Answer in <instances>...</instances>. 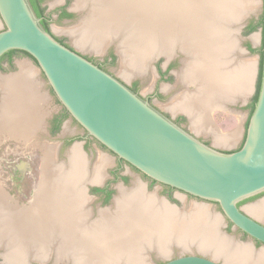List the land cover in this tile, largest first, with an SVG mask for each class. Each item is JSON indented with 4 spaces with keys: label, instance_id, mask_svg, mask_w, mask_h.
Instances as JSON below:
<instances>
[{
    "label": "water",
    "instance_id": "1",
    "mask_svg": "<svg viewBox=\"0 0 264 264\" xmlns=\"http://www.w3.org/2000/svg\"><path fill=\"white\" fill-rule=\"evenodd\" d=\"M203 1L207 2H194L195 7L199 6L197 20L208 22V28L215 31L223 26L236 25L247 14L246 4L237 14L235 7L234 19V15L227 16L228 19L223 15L207 19L208 10L205 11L207 7H203ZM107 6L108 1L90 0L86 5L89 11L86 15L89 19L92 17L93 23H98L99 16L105 15L101 10ZM111 7L116 8L114 5ZM153 7L155 12H161L157 6ZM158 12L150 16L151 7L148 5L122 19L123 23H130L132 28L147 27L150 30L147 33H151L153 38V49L165 47L168 40L174 46L171 55L153 51L149 63L161 56L169 61L174 54L180 53L181 70L184 59L188 57L187 52L177 43L182 40L192 51V58L202 61L206 54L200 49L199 42H203V39H200L199 34H194L191 29H183L180 33L177 29L179 27L169 31L164 29V22L158 18ZM0 23L3 24L0 29V58L10 50H20L34 58L61 104L103 146L147 177L201 200L218 204L223 216L234 224L235 230L239 229L264 243V224L245 211L242 204L239 205L264 192V28L260 29L263 38L261 86L245 129L244 144L237 150L225 151L204 142L117 76L60 42L44 28L30 0H0ZM220 37L218 35L214 42L217 39L220 44ZM104 50L96 53H103ZM206 63H202V68ZM217 71L213 65L211 73ZM203 78L207 79L206 75ZM193 84L198 87L197 82L193 81ZM182 86L189 93L195 89L187 90L186 83ZM155 251L157 255H163L159 250ZM162 264L221 263L203 252L186 251Z\"/></svg>",
    "mask_w": 264,
    "mask_h": 264
},
{
    "label": "bare ground",
    "instance_id": "2",
    "mask_svg": "<svg viewBox=\"0 0 264 264\" xmlns=\"http://www.w3.org/2000/svg\"><path fill=\"white\" fill-rule=\"evenodd\" d=\"M105 1H108L109 6L101 10V12H105V15L102 17L99 16L100 21L98 23H93L92 17L91 19L88 17L84 20V22H82L83 25L74 27L68 31L69 34L74 37L77 46L85 50L90 49L97 52L102 51L104 50L103 48L107 38L109 37L108 39H113L112 37L115 33L114 30H117L120 26V17L128 16L129 13L145 8V6L148 5L151 7L150 16L153 17L154 14L156 15L158 12L154 11L153 6H157L161 11L158 12V18L164 22V25H162L164 29L169 31L173 27H179L177 29L180 33L181 31L183 32V29H191V31H194V34H199L201 37L200 39H203V42H199L200 49L202 48L204 50L203 52L206 54V56L204 55L202 61H198L194 58L191 59L190 57H192V51L190 48L188 49V46L184 45L183 40L182 42L177 41L178 45L181 46L183 50H186L188 54L182 69L177 73L178 81H190L195 77L199 80L200 76L197 74H202L203 76L206 75L207 79L201 78V81H206L208 84L206 91L212 94L213 97L221 95L222 98L245 99L249 92L250 82L252 80V64L248 63L247 66L243 67L245 64L241 61L240 63L244 64L241 69L240 63H233L232 68L235 70L233 73L229 70V68L227 70L225 69V65L223 62H220L221 60H219L221 53H223V51L228 52V50L234 51L235 45L230 41L226 42L225 45H221L217 43V39L214 42V39L217 37L216 31H218V29L215 31L208 28V22H198L197 11L199 6H196V10L194 5L195 0H146L144 2L142 0ZM236 1L237 3L239 2L242 4V0ZM203 2V7H207L206 10H204H208L207 19L212 16L216 17L217 15L226 16V19L234 15V19L235 13L237 14L238 11L236 10L234 13L233 10H235L236 6H233L227 0H207V2ZM82 3L83 0H77L75 6H80ZM200 4V7L202 8V1ZM112 5L116 8L111 7ZM192 27L194 29H192ZM228 27L230 26H227V28ZM147 30H149L147 27L142 26L141 29L138 28V31H135L136 34H132L133 36L130 35V38H134L135 42L138 44L130 46L129 42L125 40V44L120 42L118 45V51L123 56L122 73L124 72L126 76L145 73L150 65V63L148 64L149 56L153 51L156 53L164 52L167 55H171L174 51V46L170 40L166 42L167 44H165V47L161 49H153V38L151 33H147ZM136 35H143V37L142 39L136 40L138 39L135 38ZM187 35L189 36V33H187ZM143 45H146V50L142 48ZM139 48H142L141 52L137 51L138 53H131L133 50ZM150 48L152 49L150 50ZM145 58H148V61L145 60ZM204 62L208 63H206V66L203 67L204 71H202V63ZM213 65L216 66V69L218 70L217 73H211ZM21 70L22 74L26 76L29 75L28 73L31 71V69L24 63L21 64ZM7 91H9L8 88ZM186 97L187 98H179L178 100H175L172 103V108L174 110H190L191 107H193L191 105L192 101L188 96ZM54 156L55 154L53 155L51 151L47 158L52 160V157H56ZM71 161L73 164H76V166H74V173L71 172V170H69L68 173L64 172L61 170L60 166L55 165L54 169L49 168L45 171L44 175L47 172V176L45 175L46 179L42 181V186H55L54 188L59 189L60 192L66 193L68 186L71 187L79 184L80 179L84 182V179L88 175L86 162L81 156H77V154H74ZM109 162L111 163L108 157H102L101 161L98 162V168L96 169L95 176L93 177L95 182H99L101 180V177L104 175V167H106L105 165ZM60 170L63 172H59ZM78 177H80V179ZM58 178H60L61 181L56 182V179ZM49 181H51L52 184ZM133 190L134 191L131 195H126L122 192V195L116 201L118 213L113 218H108L107 220V223L111 224V234H106L104 237L103 234L89 232V237L87 236L86 239L90 240L91 243L88 244L86 250L68 255L70 259L74 260L77 258L75 259V262H78V264H147L145 259L141 257L142 251L148 253L152 249L154 250L157 245H159V249H165L167 251L170 249V245L173 242H179V244L184 248L196 243L197 245H201L203 250L206 248H212L214 250L221 249L222 246H225V251H233H231V256H233V254L241 256L244 252L257 259V262L262 263L263 257L260 253L253 254L250 250L243 249V247L242 249L240 247V249L238 247L234 248L231 245L224 243V240L220 237L218 232V225L220 224L219 220L209 214L205 210V207L195 205L189 216H182L181 213L166 206L155 196L146 195L143 186L136 185ZM255 206V208H251V212L259 214V216L264 215V201ZM25 213L15 216V221L10 224L13 228H11L12 230L10 229L11 231L7 233V236L3 233V230L0 231V247H4V249H6L3 255L7 261L14 262L16 264H28L29 260L35 258L39 259L40 257L42 258L46 255V252L48 251L47 242H49V237H42V232L47 231V228H50L53 225V221H50L49 219L41 221L37 218V205L33 210L30 208V213ZM73 229L74 227L70 228L68 231L64 228V232L67 231L69 233L68 243H71V241L77 237L73 232H71ZM102 229L103 227L99 225L96 228V231L100 232ZM47 235L50 236L49 233H47ZM93 235H97L96 238L93 237ZM109 240L111 242H108ZM102 242H105L104 246L101 244ZM65 252L64 254H66ZM165 253L166 252L162 254ZM63 257V255L60 256V258Z\"/></svg>",
    "mask_w": 264,
    "mask_h": 264
},
{
    "label": "flooded vegetation",
    "instance_id": "3",
    "mask_svg": "<svg viewBox=\"0 0 264 264\" xmlns=\"http://www.w3.org/2000/svg\"><path fill=\"white\" fill-rule=\"evenodd\" d=\"M36 3H38V5L43 9L42 16L40 17L41 21H44L45 23L48 24L50 32L58 40L63 41V43L68 47L75 49L83 56L93 61L95 64L99 65L101 68L117 76L114 73V71H112V69L110 68L111 65L117 64L118 56L114 51L106 50V52H104V54L101 55L102 58L98 59L96 55L91 56L88 53L82 52L81 51L82 49L79 50L78 48H76L71 43L68 35H58L52 30L53 23L70 21L73 19L74 13L70 11L67 6L62 5L52 8L48 0H36ZM64 13L71 14V16L64 15ZM262 43H263V38L261 40V45ZM249 45L250 47L255 49L251 44L250 40L246 42V46L250 52L254 53L253 51L250 50ZM23 54L24 53H22L21 51H17L13 53H8V52L5 53L0 58V73L3 75H8L11 73L18 72L19 65L17 63V60L18 57ZM24 56L29 60V62L32 65H34L37 68L38 71L36 73V78H35L36 80H34V82L36 84L43 85L44 89L47 91L46 97L48 102L43 105L44 106L43 124L41 123L39 124L38 121L34 122L35 126L37 124L38 127L32 128L31 125L29 124V128L26 129L27 126L26 122L28 120L31 121L32 119V115H30V112L21 113L22 119L13 118V117H10L9 120L5 119L4 121L5 125L3 124V129H0V189L3 190L4 194H7L6 197H10L11 193L9 186H15V187L39 186L36 191L37 206H38L37 218H39L41 221L47 219L53 221V225L50 228H47L48 229L47 231L49 232L46 231V233H50V237L48 240L49 242H47L48 251L46 252V255L44 257L42 258L40 257V258L43 259L47 256H50V254L55 255L56 253L57 258H60V256L63 255L64 257L60 259H65L68 261L70 259L68 255L70 254L72 255L73 253H78L83 250H86L88 244L91 243L90 240L86 239L87 236L89 235L88 234L89 232L100 233L103 234L104 237L106 236V234L107 235L111 234L110 233V231L112 232L111 224L107 223L108 222L107 220L108 218L109 219L113 218L118 213L116 201L118 200V198H120L122 192H124L126 195H131V193H133L132 188L135 187V186H126L130 184L131 181H130V177L124 174L123 172L126 170L127 166L131 167L132 169L138 172L140 171L137 170L134 166L129 164L124 159L118 157L115 153L111 152L109 149L103 146L96 138L91 136L71 116V114L67 111V109L58 100L54 91L48 84L45 74L41 70H39L38 64L34 60V58L26 54H24ZM158 59L160 60L165 59V57L161 56ZM174 64L175 62H172L171 64H167L168 66L166 70L170 71L173 68ZM152 65L153 64H151V66ZM157 66H158L157 73H159V71L164 73V69L162 68L161 64L158 63ZM259 68H260V63H259ZM118 78L121 79L120 77ZM121 80L126 85H128L132 90L142 95V93L140 92V86H141L140 81L134 80L133 83L130 84L123 79ZM20 82L31 83V80L20 81ZM256 90H257V86H256ZM142 96L145 99H148L154 105H156L154 99H158V100L161 99L162 93L160 92V90H157V87H155L152 94H149L147 96L144 95ZM251 102L247 104L249 109L248 119L251 113ZM1 103H2V94L0 91V110H1ZM162 111L171 118H173L170 113L164 110ZM173 119L187 129V126L185 125V123L187 122L186 116L183 115L178 119L177 118H173ZM54 141H57V143L56 144L52 143ZM203 141L210 144L205 140ZM50 150L52 151L53 155L55 154L56 156V157L54 156L55 158L52 157V159H58L62 161V163L65 164L66 167L65 172L67 173L69 170L72 171L74 169V164L71 161V158L74 156V154H77V156H81L88 166L87 168L88 175L86 177L87 179H85L86 180L85 184L82 186H71V187L68 186L66 193H62L60 192L59 189L54 188L55 186L53 187L42 186V179H40L41 182L40 181L37 182V158L39 159L45 158L46 160H48L46 157L51 153ZM105 150L110 154L108 156L110 157L109 161H111V163L109 162L104 168L103 170L104 175L101 177V180L99 182H95L93 177L95 176L96 169L98 168L97 167L99 164L98 162L101 161L102 157L106 156ZM100 152H102V154H100ZM141 174L148 179V184L146 186H143V189L147 195H149L148 193H150L149 188L155 184H158L162 188V192L168 197L169 202H174V203L179 202V200L176 199L174 196L175 195L174 193L176 191L181 192L187 195L188 197L190 196L192 198H197L181 190H178L174 187H171L169 185L159 183L147 177L143 173ZM120 181H122L123 183L122 186H118ZM263 196H264V192L255 197H251L250 199H247V201H245L244 203L250 202L252 200H256L257 198ZM58 219L64 222V223L61 222L62 224H60V226L58 225ZM67 222L68 224L72 223V225H69L70 228L74 227L73 226L74 223L75 226L79 225L78 228L81 229L78 230L76 228L77 230L73 229V231H71L78 237V238L75 237V239L72 240L71 243H68V239L66 238V236H68L69 233L67 231L64 232V230L59 231L60 229H64V228L65 230H68V226L64 227V224H66ZM262 223L264 224V222ZM99 225L103 227V229L100 232L96 231V228ZM228 228L230 231L234 229V224L231 223L230 221H228ZM236 232L242 234L244 237L250 238L253 241L252 246H243V248L245 247L244 249L250 250V252L253 254L255 253L259 254L261 252L262 253L261 256L263 257L262 263L257 262V259L249 256V254L244 252L241 254V256H236L233 254V256L231 257L227 255L228 253L227 254L223 253L225 256V260L228 261L230 264H264V247L262 249H259L261 250L259 252L257 250V247L255 246V244L264 246V243L250 237L247 233L239 229H236ZM96 236L97 235L95 236L93 235V237L95 238ZM108 242L111 241L109 240ZM101 244H103L104 246L105 242L104 243L102 242ZM158 246L159 245H157L154 248V250H159V252L161 253L169 251V250L166 251L165 249H159ZM154 250L152 249L151 253H153ZM64 252L66 254H64ZM71 260L72 259L69 260L70 264H78V262L76 263L73 260L72 261ZM0 264H6V263L0 261Z\"/></svg>",
    "mask_w": 264,
    "mask_h": 264
},
{
    "label": "rangeland",
    "instance_id": "4",
    "mask_svg": "<svg viewBox=\"0 0 264 264\" xmlns=\"http://www.w3.org/2000/svg\"><path fill=\"white\" fill-rule=\"evenodd\" d=\"M76 1L77 0H48V2L51 4L52 8L65 5L68 7V9L70 11H72L74 13V17L70 21H62L60 23H53L52 24V30L58 35H68L71 43L76 48H81V47L76 45L74 37L72 35H70L68 31H70L74 27L83 25L82 22H84V20H86V18H88V15H86V14H88L89 11L86 8V5H87V2L90 0H83V3L77 7L75 6ZM227 1H229L233 6L234 5L237 6V10H239L240 12L243 9L241 7H243L247 4V14H245L242 21L238 22L236 25L228 27V29H227V27L225 28L224 26H223V28L218 29L219 32H217V36L218 35L222 36L219 38L221 40V43H220L221 45H225V43L229 42V41L235 45L234 51H232V50H228V52L223 51V53H221L220 59L219 58L218 59L221 60L220 62H223V64L225 65V66L223 65L225 67V69L227 70L229 68V70L232 73H233V71H235L232 68L233 63L234 64L240 63L242 61L245 64V66H247L248 63L252 64L253 70H252V80L250 82L251 88L249 89V93L245 99L246 100L245 102L248 104L252 101L253 95L256 91V86H257V81H258V76H259L260 55L257 52H254V53L250 52L246 46V42L250 40L253 47L255 49H258L259 46L261 45L262 34H261L260 29H258L257 31H254L248 35H247L245 30H246V26L248 25L249 21L252 19H257L258 16L261 14L262 0H242V4H240L239 2L237 3L236 0H227ZM126 17L127 16L120 17V26L118 27L117 30H114L115 33L112 37L113 39H108L109 38L108 37L107 40L105 41V46L103 48L105 50L103 51V53L102 52L96 53L97 51H95V52L90 51V49L81 50L82 49L81 48L79 50H81L84 53H88L91 56L96 55V57L98 59L102 58L101 55H103L104 52H106V50L107 51H109V50L114 51L117 54L118 59H117V64L110 66L112 71H114V73L118 77H120L121 79L125 80L126 82H128L130 84L133 83L134 80L140 81L141 82L140 92L144 96L152 94L154 91V88L157 87V90H160V92L162 93V98L159 99V101H158V99H154V102L159 108H161L162 110L167 112L168 108L170 106L171 100L176 96L178 97V96L182 95V93L184 91V87L182 85H184L186 83L187 90L188 89L192 90L195 87L193 84V81H188V82L185 81V83L184 82L180 83L177 79L178 78L177 73L180 71V67H181L182 54H180V53L174 54L173 59L169 60L170 62L167 61L166 59H161V60L158 58L154 59L152 61V63H150L149 68H150L151 64H153V65L151 66L150 69L148 68L145 73H140L137 75L131 74V75L126 76L124 72L122 73V71H123L122 70V63H123L122 57L123 56L118 51V45L120 44V42H123L125 44V40H127L129 42L130 46L131 45L134 46L133 44H138L137 42H135L134 38H130V35L134 34L135 31H138V28H139V27L132 28L131 27L132 25L130 23L129 24L126 22L123 23L124 20H122V19H125ZM2 25L3 24L0 23V29H2V27H3ZM231 28H233V30ZM124 29L128 30V34H126L127 30H124ZM131 30H132V32H131ZM124 31H126V32H124ZM141 31H143V30H141ZM227 32H228V34H226ZM142 37H143V35H136L135 36V38H138L136 40L142 39ZM139 43H140V41H139ZM145 46L143 45L142 48L145 49ZM142 48L133 50L131 53L135 54V52H137V51L141 52ZM151 49L152 48H150V50ZM184 51H186V50H184ZM229 52H231V53H229ZM190 58L192 59V57H190ZM23 59H27L24 56V54L18 57V60H23ZM186 59L187 58H185L184 61ZM145 60L148 61V58H145ZM172 62H175L173 68L170 71H167L166 70V68L168 66L167 64H171ZM158 63L161 64L162 68L164 69V73H162L160 71H159V73H157V67H158L157 64ZM148 64H149V62H148ZM244 64H242V65H244ZM242 65L240 66L241 69H242ZM238 104H241V101L238 102ZM247 104L242 107L243 110H241V107H240L241 105L237 106L235 104H234V106L232 105L233 108H231L230 110H226V109L218 110L220 108H215L211 112L213 122L221 130L232 129L242 122H243V127L246 128L247 121H248V114H249V109H248ZM183 115L184 114H182V113H178V114L174 115V118L178 119V118L182 117ZM52 143L56 144L57 141H54ZM105 153H106L105 155L107 157H109L108 156V155H110L109 152H107L105 150ZM100 154H102V152H100ZM47 159L48 160H46L45 158L44 159L37 158V182H39L40 179H42V181H44L45 180L44 177L47 176V172L45 174L46 176L44 175L45 171H47L49 168L54 169L55 165L60 166L61 170H63L65 172L66 167H65V164L62 163V161H60L58 159H55V160L54 159L50 160L49 158H47ZM109 160H110V157H109ZM38 169H40V170H38ZM61 170L59 172H63ZM123 173L128 175L130 177V181H131L130 184H128L126 186H136V185L137 186H146L148 184V179L145 176H143L140 172L132 169L129 166H127L126 170ZM58 179H56V182L61 181L60 178H58ZM85 181L84 182L79 181L80 183L76 184L75 186H82L85 184ZM122 185H123V183H122V181H120L118 186H122ZM9 187H10V193H11L9 198L11 199L10 200L11 205L14 207L13 212L17 213V211H19V214L25 213V212H26L25 214L30 213V208L33 210L35 208V206L37 205V202H36L37 192L36 191H37L39 186H18V187L9 186ZM132 191H134L133 188H132ZM31 192H32V194H31ZM149 192H150V193H148L149 195L155 196L160 201H162L166 206L172 208L176 212L181 213L182 216L183 215L189 216L192 208L195 205L196 206L198 205L200 207H205V210L209 214H211L212 216H214V218L216 217L219 220L220 224L218 225L219 226L218 232H219L220 237H222V239L224 240V243H227L228 245H231L234 248L235 247L241 248L243 246H252L253 241L250 238L244 237L242 234L236 232L235 229H233L232 231L229 230L228 220L223 216L221 209H220L218 204L213 203V202L204 201V200L197 199V198H192L190 196L188 197L187 195H185L181 192H178V191H176L174 193L175 194L174 196L176 199L179 200V202H177V203L169 202L168 197L162 192V188L158 184L151 186L149 188ZM263 200H264V196L257 198L256 200H252L250 202L244 203V204H242V207L245 211L249 212L255 218L264 222V215L259 216V214H256V213L254 214L251 212V210L256 207L255 205H258V203L262 202ZM34 203H36V204H34ZM167 203H170L173 206H170ZM248 207H250V208H248ZM37 208H38V206H37ZM228 242L231 244H229ZM178 244H179V242H176V243L173 242L170 245L169 251L163 255H160V256L157 255V252L155 250L151 254H149L150 252L145 253L144 251H142L141 257L143 259H145L147 264H162L171 258L177 257L180 254L186 253V251L189 253L203 252L208 257H212V258L216 259L217 261H219L223 264H230L228 261L225 260V256L223 253H225V254L229 253L227 255H229L231 257L233 251L232 250H231L232 252L228 251V250L225 251V248H226L225 246H222L221 249H215L216 250L215 251L212 248L211 249L206 248L205 250H203L201 245H197L196 243H194L191 246H186L185 248H181L180 245H178ZM255 246L257 247V250L259 252L261 251L259 249H262L264 247L262 245H257V244H255ZM0 248H1L0 249V261L4 262L6 264H16L14 262L7 261L3 255L5 253L6 249H4V247H0ZM183 249H185V250H183ZM260 255H262L261 252H260ZM75 259H77V258H75ZM75 259L73 260L74 262H75ZM28 264H70V262H69V260L67 261L65 259L57 258L56 253H55V255L50 254V256H47L41 260L38 258L37 259L36 258L31 259V260H29Z\"/></svg>",
    "mask_w": 264,
    "mask_h": 264
},
{
    "label": "crops",
    "instance_id": "5",
    "mask_svg": "<svg viewBox=\"0 0 264 264\" xmlns=\"http://www.w3.org/2000/svg\"><path fill=\"white\" fill-rule=\"evenodd\" d=\"M90 51H94V50H90ZM17 63L19 65L18 72L11 73L8 75H3L0 73V91L2 94V103H1V110H0V129H3V124H4L5 119L9 120L10 117L22 119L21 113H25V112L27 113L30 112V115H32L31 121L28 120L27 121L28 123L26 122V125H27L26 129L29 128V124L31 125L32 128L38 127L37 124L35 126L34 124L35 121H38L39 124L40 123L43 124V121H44V114H43L44 106L43 105L48 102L47 97H46L47 91L44 89L43 85L36 84L34 82V80H36L35 78H36V73L38 70L34 65H32L29 62L28 59L17 60ZM23 63L31 69L30 73H28L29 75L27 76L22 74L21 64ZM201 78L203 77L200 76L199 80L196 79V77L190 80V81L197 82L198 84V87H194L195 89L193 92L189 93V92L183 91L181 96H178V97L176 96L171 100V102L173 103L175 100H178L179 98L184 99V98H187L186 96H188L189 99L192 101L191 105L193 107H191L190 110H182V109L174 110L172 108V103L170 102V106L167 112L170 113L173 118H174V115L178 113L184 114V116H186V119H187V122L185 124L187 126V129L191 133L198 136L199 138L209 142L215 148L220 149V150H225V151H234V150L239 149L245 137L246 128L243 127V122L238 124L232 129L221 130L213 122L211 112L215 108H220L218 110H221V109L230 110L231 108H233L234 104L237 106L241 105L240 106L241 110H243L242 107L247 104L245 102L246 101L245 99L247 96L245 97V99L244 98H238V99L237 98H227V97L222 98L221 95H217V97L216 96L213 97L212 94L206 91L208 84L201 81ZM30 80H31V83L30 82L28 83L20 82V81H30ZM179 82H181V80H179ZM7 88L9 89V91H7ZM240 101H241V104H238V102ZM74 166H76V164H74ZM87 168L88 166L86 167V169ZM71 172L73 173L75 172V167ZM78 178L80 179V177ZM80 181L82 180L80 179ZM6 196L7 194H4L3 190L0 189V198H1L0 200V228H1L0 231L3 230V233H5L7 236V233H9L12 230L11 228H13V226H10L11 222L15 221L13 217H15L16 215H19V211L17 213L13 212L14 207L11 205V201H10L11 199ZM61 222L62 220L58 219L59 226ZM66 224L65 226H68V231H69L70 229L69 225H72V223L68 224L67 222ZM73 226H74V229L77 228L78 230H81L78 228L79 225L75 226L73 223ZM61 230H64V229H60L59 231ZM42 233H43L42 237H50L47 235L46 231H43ZM66 238L69 239V234L68 236H66Z\"/></svg>",
    "mask_w": 264,
    "mask_h": 264
},
{
    "label": "trees",
    "instance_id": "6",
    "mask_svg": "<svg viewBox=\"0 0 264 264\" xmlns=\"http://www.w3.org/2000/svg\"><path fill=\"white\" fill-rule=\"evenodd\" d=\"M31 2V5L36 13V15L38 17H41L42 16V13H43V9L38 5V3H36V0H30ZM64 15H68V16H71V14H68V13H64ZM42 25L44 26V28L50 32L49 30V27H48V24L45 23L44 21H41ZM263 29L264 28V11H262V13L258 16L257 19H252L249 21L247 27H246V33L249 34V33H252L254 31H257L258 29ZM60 42L63 43V41L59 40ZM249 48L251 51L253 52H257L260 54L261 58H260V68H259V76H258V81H257V90H256V93L255 95L253 96L252 98V102H251V113H250V116L255 108V104L257 102V99H258V95H259V90H260V86H261V78H262V65H263V43L262 45L260 46L259 49H253L252 47H250L249 45ZM17 51H20V50H10L8 53H13V52H17ZM22 53L28 55L27 53L21 51ZM249 116V118H250ZM248 122H249V119L247 121V125H248ZM247 127V126H246ZM244 144V141L242 143V145ZM241 145V146H242ZM250 199V198H249ZM246 200L242 201L239 203V205H241L242 203H244Z\"/></svg>",
    "mask_w": 264,
    "mask_h": 264
}]
</instances>
